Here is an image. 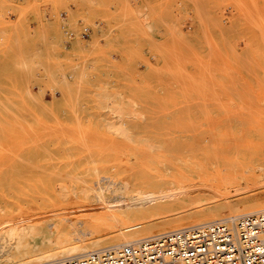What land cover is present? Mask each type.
I'll return each instance as SVG.
<instances>
[{"label":"rangeland","instance_id":"obj_1","mask_svg":"<svg viewBox=\"0 0 264 264\" xmlns=\"http://www.w3.org/2000/svg\"><path fill=\"white\" fill-rule=\"evenodd\" d=\"M262 119L264 0H0V220L36 241L109 238L89 230L123 214L89 184L142 182L159 206L132 220L215 207L222 181L264 203Z\"/></svg>","mask_w":264,"mask_h":264},{"label":"bare ground","instance_id":"obj_2","mask_svg":"<svg viewBox=\"0 0 264 264\" xmlns=\"http://www.w3.org/2000/svg\"><path fill=\"white\" fill-rule=\"evenodd\" d=\"M232 113H234V112H232ZM263 121L264 120L262 119L258 122L263 123ZM261 125L264 127L263 124H260V126ZM117 131L119 132L121 130L118 129ZM211 146L214 147V149H213V152H214L216 147H215V145H212V144H211ZM258 146L261 148L264 147V135L263 134L261 135L260 143ZM151 148H149V149H151ZM234 149H235V152H234L235 154L237 152H240V150H238L237 146L234 147ZM228 150L229 149L227 148V153H228ZM223 151H224V149H223ZM145 152H147V151H145ZM224 152H226V149ZM214 157L217 158V156H214ZM211 165H210V168H211ZM202 166H203V164H202ZM199 167H201V166L199 165ZM205 170H207V169H205ZM193 171H196L197 174L201 173V170H200V172H198L199 170L198 171L193 170ZM195 173H194V176H195ZM153 174H155V173H153ZM181 175H185L184 172L181 173ZM190 175H191V173H190ZM140 179L143 181V183L144 182L147 183L148 184L147 186H153L151 176L148 178L141 177ZM172 179H174V178H172ZM221 180L222 179H219V181H221ZM141 183L142 182L133 183V184H122L121 185L120 183H115L114 181H111V184H108V183L103 184V182H102V183H98L95 185H91V184H89V186L87 185L88 188L86 189V195L88 197L90 196V194H93L96 201L102 202L107 207H109L112 204V205H114V208L116 210L120 211L123 214L122 216H118L117 215L118 213H116V214L113 213V216H111V218L109 217L110 219L105 221L106 223L104 221L99 222V219L96 220V222L94 221L96 225L94 224L90 228L89 232H91V233L96 232L97 229L95 227L98 226V228H99L100 227L99 224H100L104 227V228H102V230L100 229L101 230L100 232H103L106 237L108 236L109 238H107V239H103L104 237L102 238V236H100V237L99 236L98 237L87 236V237L74 239L72 237L71 238L66 237L63 231H58L56 233L55 239H52L51 237H43V239H41L40 241H36L35 238H33L37 234V230H36L35 226L23 225V224L19 225V224H17V222L8 223L6 221L7 219L5 218V221L7 222V224H6V222H4V220L1 219L0 220L1 225H2V223H3V225L5 223L6 228H5V235L3 234L4 236L1 237L2 239L0 238L1 239L0 240V252H1L0 253L1 254L0 255V264H46V263H51V262H54L57 260L67 258V257L82 255V254L92 252L95 250H99V249H104V248H109V247H114V246H120L123 244L133 243V242L144 240V239L154 237V236H157L160 234H165V233L173 232L176 230L190 228V227H193L196 225L212 223V222H216V221L224 220V219H233V218H236L238 216H241V215H244V214H247L250 212H255V211L264 209V203H262L261 200L260 201L262 204L261 203L260 204L254 203V205H252L250 207H248V206L242 207L241 206V207L235 208V206H233V204H231V202L229 201V198H228V194H229L228 190L230 187L229 188L227 187V182L223 183V181H222V183H221L222 185L220 184V189H217V192L215 194L217 196H220L221 198L223 197V199L215 207L210 208L208 206L209 209L208 208L204 209L201 207L200 208L197 207L199 205L198 204L197 206L195 205L197 208L194 210H191L190 212L188 210H186L185 208H181V209H183V211H180L176 214H173V216L170 215V217L168 216V218L166 217L164 219L163 218L153 219L151 217V218H147V220H145V221H143V220H132L131 218H129V216L126 217L124 214L142 213L145 209L147 210L148 206L151 204L154 205L155 207L159 206L158 205L159 203L155 202L157 199H155L152 196L154 194H150L148 192V190H146L147 187L142 185ZM252 183H254V182H252ZM174 184L175 183L171 182V185H169V187L173 189ZM155 187L160 188V186H155ZM227 188H228V190H227ZM261 191H262V189H261ZM157 193H156V195H158V196L162 195V194H160L162 192H160V193L157 192ZM166 194L168 196H169V194H171L169 196V198L171 197V199H173V197L176 198L178 196L177 194H173L170 192L166 193ZM166 194L164 193V195H166ZM263 195H264L263 192L258 194V196H263ZM75 196H76V194H75ZM175 198L173 200L178 201V198H176V200H175ZM66 199H67V197H66ZM257 199H255V200H257ZM257 201H259V200H257ZM80 203H81V200H80ZM83 203L85 205L84 200H83L82 204ZM201 203H203V202H201ZM77 206H79V205H77ZM62 207H64V206H62ZM171 212H175V211H171ZM102 213H103V211H102ZM7 217H8V215H7ZM93 217H95V216H93ZM129 232H132V233H129ZM65 233H67V232H65Z\"/></svg>","mask_w":264,"mask_h":264},{"label":"built area","instance_id":"obj_3","mask_svg":"<svg viewBox=\"0 0 264 264\" xmlns=\"http://www.w3.org/2000/svg\"><path fill=\"white\" fill-rule=\"evenodd\" d=\"M46 264H264V209Z\"/></svg>","mask_w":264,"mask_h":264}]
</instances>
